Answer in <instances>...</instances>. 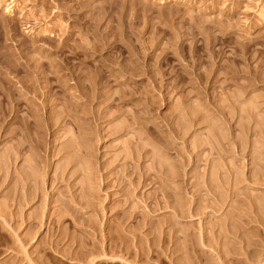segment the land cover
Instances as JSON below:
<instances>
[{
  "label": "rangeland",
  "instance_id": "rangeland-1",
  "mask_svg": "<svg viewBox=\"0 0 264 264\" xmlns=\"http://www.w3.org/2000/svg\"><path fill=\"white\" fill-rule=\"evenodd\" d=\"M0 264H264V0H0Z\"/></svg>",
  "mask_w": 264,
  "mask_h": 264
}]
</instances>
